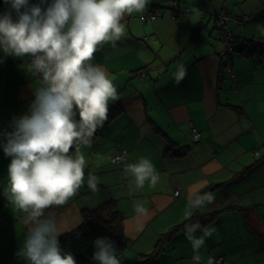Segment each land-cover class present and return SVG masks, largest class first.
Listing matches in <instances>:
<instances>
[{"label":"crops","instance_id":"crops-1","mask_svg":"<svg viewBox=\"0 0 264 264\" xmlns=\"http://www.w3.org/2000/svg\"><path fill=\"white\" fill-rule=\"evenodd\" d=\"M177 1L171 7V0H149L142 14L122 21L125 34L115 46L95 53L92 63L104 67L117 87L118 99L109 107L118 102L121 109L82 147L84 186L45 216L54 213L64 235L82 224L84 210L109 202L127 240L120 264H145L155 251L148 264H195L185 238V225L194 222L184 212L190 195L211 192L213 203L192 216L201 215L197 221L216 230L200 249L199 264H216L220 257L227 264H264V52L224 53L217 19L223 11L231 16L227 24L241 41L235 47H245L250 39H264V0ZM155 5L166 9L163 17L146 20ZM8 10L0 0V14ZM28 62L0 51V133L35 99L40 81ZM181 64L187 75L177 85L173 73ZM118 149L127 150L121 164L112 161ZM140 158L159 174L155 188L130 187L124 168ZM10 162L0 147V264H27L17 255L27 233L23 216L4 195ZM89 173L98 177L96 191L87 186ZM137 202L145 214L136 212Z\"/></svg>","mask_w":264,"mask_h":264},{"label":"clouds","instance_id":"clouds-1","mask_svg":"<svg viewBox=\"0 0 264 264\" xmlns=\"http://www.w3.org/2000/svg\"><path fill=\"white\" fill-rule=\"evenodd\" d=\"M9 10L0 14V51L4 55L29 58L26 67L39 78L35 99L28 112L14 117L12 131L0 133V144L11 158L4 195L22 214L27 233L17 255L27 264H76L74 256L61 250L54 213L46 211L68 204L85 184L86 159L82 147L89 146L96 130L109 117V104L118 99L117 87L104 67L93 64L104 45L115 46L125 34L122 21L142 14L149 0H4ZM15 14V19L13 18ZM181 64L173 73L175 84L186 77ZM130 187L155 188L160 176L147 158L126 165ZM98 177L89 173L87 186L97 190ZM214 201L211 192L190 195L184 216ZM138 214L147 209L135 204ZM215 228L199 221L185 225L195 264L200 249ZM200 233V235H197ZM93 259L98 264H120L108 239H97ZM209 264H212L209 260Z\"/></svg>","mask_w":264,"mask_h":264},{"label":"trees","instance_id":"trees-1","mask_svg":"<svg viewBox=\"0 0 264 264\" xmlns=\"http://www.w3.org/2000/svg\"><path fill=\"white\" fill-rule=\"evenodd\" d=\"M155 7L159 8L160 10L164 9L162 8V6L157 5L153 6V9ZM173 11H175L174 14H177L176 12H178L177 9ZM145 19L147 20L148 18L145 17ZM247 42L248 43L245 45V47H235V51L237 50L238 52L246 56H251L254 53L264 52V39L255 38L250 39ZM221 79L222 77H220V80ZM120 109L121 107L118 102H115V104H111V106L109 107L108 119L116 115L120 111ZM170 150L172 152L173 150L180 152V150L177 149L170 148ZM173 154H176V152H173ZM111 206V203L107 202L106 204L101 205L98 208L84 210L82 224L76 229H73L70 232L58 237L62 252L72 254L76 260V264H98V262L93 259L94 253L96 251L94 242L97 239H108L116 249L117 257L127 247V240L122 232L121 227L122 217L120 213L117 210H113ZM200 218L201 215H196L190 220V222H195ZM156 253L157 251L153 252L150 256H147L144 260L145 264L151 262Z\"/></svg>","mask_w":264,"mask_h":264},{"label":"built area","instance_id":"built-area-1","mask_svg":"<svg viewBox=\"0 0 264 264\" xmlns=\"http://www.w3.org/2000/svg\"><path fill=\"white\" fill-rule=\"evenodd\" d=\"M177 2H178L177 0H171V4H170L171 7H175L177 5ZM155 8L154 9L152 8L151 11L149 13H147L146 16H144V18L146 17L150 20H155V19L159 18L160 16H162V10H160L159 8H156V9ZM189 12H190V10L186 9L184 14H189ZM231 18L232 17L229 16L225 11H223V12L219 13V15H217L218 22L220 23V25L222 27L223 40H224L225 47L227 49L228 54H231L232 52H234L235 46L240 44V42H241L239 39H237L236 37L233 36V33L227 24V20H230ZM226 69L228 71H231L230 63L228 60L226 61ZM11 130L12 129L10 126L5 125L2 128L1 133L10 132ZM192 134H193V140L195 142H199L200 141V134L195 127L192 129ZM1 140H2V143H6V140L3 137H1ZM255 155H257V156L260 155V152L255 151ZM126 156H127V150L118 149L112 155V161L114 163L121 164V163L125 162ZM175 194L179 195L180 192L176 191ZM216 264H227V263H226V260L224 257H220L217 259Z\"/></svg>","mask_w":264,"mask_h":264},{"label":"rangeland","instance_id":"rangeland-1","mask_svg":"<svg viewBox=\"0 0 264 264\" xmlns=\"http://www.w3.org/2000/svg\"><path fill=\"white\" fill-rule=\"evenodd\" d=\"M161 10L163 11V15H164V12L166 11V9H161ZM163 15H162L161 17H163ZM161 17H159V18H161ZM215 18H216V17H215ZM221 41H222L221 43H222L223 48H224V51H223V52H224V53H227V49H226V47H225L224 40L222 39ZM245 43H246V41H245ZM236 52H237V50H236L235 52H232L231 54H233V55H234V54L239 55V52H237V53H236ZM231 67H232V65H231Z\"/></svg>","mask_w":264,"mask_h":264}]
</instances>
